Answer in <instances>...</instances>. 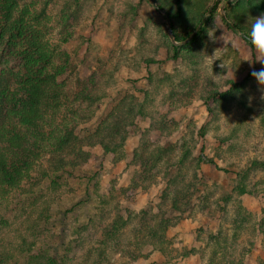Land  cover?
<instances>
[{"label":"rangeland","instance_id":"obj_1","mask_svg":"<svg viewBox=\"0 0 264 264\" xmlns=\"http://www.w3.org/2000/svg\"><path fill=\"white\" fill-rule=\"evenodd\" d=\"M16 1L17 10L39 14L44 39L69 61L62 75L68 97L58 119L68 120L78 136L93 132L121 99L147 110L127 127L124 158L87 147L89 162L61 175L43 239L53 247L69 244V264H95L98 252L87 251L122 218L120 244L100 264H215L213 249L231 264H264L263 171H250L245 194L235 190L239 172L264 160V86L252 75L264 70L258 60L264 56L221 20L233 1L222 10L227 0H214L208 34L175 59L164 13L149 0ZM6 57L0 49L3 63L15 66ZM233 83L238 90L208 100ZM85 87L95 97L88 122L77 115L82 106L75 98ZM21 193L11 188L2 200L0 240L21 221L15 209L21 204L2 208L10 201L33 206L34 198L20 200ZM162 220L172 256L143 245L133 259L128 240L148 238ZM215 235L227 242L214 247Z\"/></svg>","mask_w":264,"mask_h":264},{"label":"trees","instance_id":"obj_2","mask_svg":"<svg viewBox=\"0 0 264 264\" xmlns=\"http://www.w3.org/2000/svg\"><path fill=\"white\" fill-rule=\"evenodd\" d=\"M154 1L159 6V10H156L163 11L164 18L169 19L171 34L180 44H171L173 59L179 56L181 48L189 49L193 42L203 40L208 34L216 13V4L208 11L214 0ZM16 4V0H0V49L7 54L6 58L15 62V66H11L0 59V206L2 200L8 198L11 188L22 191L20 200L30 194L28 197L32 196L34 203L28 208L24 202L10 201L2 208L10 211V206L21 204L19 209L15 207L21 221L11 228V236L0 240V264H9L15 258L21 259L23 264H69L72 252L69 244L53 247L51 239H43V233L52 220V206L56 202L60 183L58 180L68 170L89 162L90 151L87 147L97 145L118 160L124 158L127 127L136 115H146L147 110L141 104L137 108L131 107L128 97L121 99L93 132L78 136L74 126H69L68 120L58 119L64 105L62 98L68 97L62 75L69 61L56 44L52 45L44 39L39 28V14H32L27 8L17 10ZM14 9L17 10L16 15ZM262 13L264 0H237L225 9L231 25L222 17L221 20L232 32L242 31L246 34L251 25L249 21ZM201 22L196 34L188 39ZM185 40L187 42L182 44ZM245 41L254 47L247 39ZM238 86L233 83L226 93L216 92L207 98L215 101L230 91L238 90ZM89 90L85 87L76 94V101L82 107L78 114L72 111L87 122L94 114L95 102ZM258 169L264 173V160H253L239 172V180L235 185L238 194L246 193L248 174ZM44 183H47L46 188ZM126 225L125 220L118 218L105 228L98 241L99 246L87 251L90 254L98 252L95 264L106 259L108 248L120 244V236ZM165 229L162 220L152 231L155 236L150 231L148 238L134 236L128 240L131 248L127 247V253L133 259L139 258L140 253L137 252L147 245L158 253L172 256L170 243L164 236ZM219 236L215 235L213 243L217 248L222 245L221 240L227 242L226 238L221 239ZM44 245L48 250L43 249ZM215 250L211 261L215 264H231L232 261L225 258L224 253H219V257L215 258Z\"/></svg>","mask_w":264,"mask_h":264},{"label":"clouds","instance_id":"obj_3","mask_svg":"<svg viewBox=\"0 0 264 264\" xmlns=\"http://www.w3.org/2000/svg\"><path fill=\"white\" fill-rule=\"evenodd\" d=\"M209 37L213 41L216 40L213 35L209 34ZM245 39L255 47L261 56H264V14L252 19L250 28L245 35ZM233 43H235V40ZM258 60L264 62V58ZM252 75L261 86H264V70L259 72L254 71Z\"/></svg>","mask_w":264,"mask_h":264},{"label":"water","instance_id":"obj_4","mask_svg":"<svg viewBox=\"0 0 264 264\" xmlns=\"http://www.w3.org/2000/svg\"><path fill=\"white\" fill-rule=\"evenodd\" d=\"M149 1H151L152 5H153V7H154L155 9L159 10V6H158V4H157L154 0H149ZM231 1L235 2V1H237V0H227V2L222 6V10H223V9L227 6V4L230 3ZM212 6H213V3H212V5H211V7L209 8L208 11L211 10ZM161 12H163V11H161ZM163 13H164V12H163ZM221 15H222V18L224 19V21H225L227 24L231 25V22L227 19V17L225 16V14L222 13ZM166 20H167V32H168V36H169V38H170V41H171L172 43L176 44L177 42L174 40V38H173V36H172V34H171V31H170V21H169L168 18H166ZM201 24H202V22H201V23L198 25V27L193 31V33L191 34V36H190L188 39H191V37H193V36L196 34V32L198 31V29H199V27H200ZM238 34L241 35L243 38H245V35H246V34H245L244 32L239 31ZM173 40H174V41H173ZM185 41H186V40H185Z\"/></svg>","mask_w":264,"mask_h":264}]
</instances>
